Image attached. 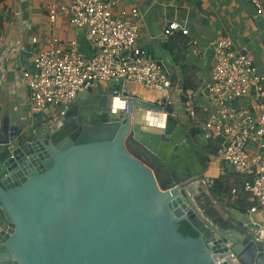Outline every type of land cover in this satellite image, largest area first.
I'll use <instances>...</instances> for the list:
<instances>
[{"label":"water","instance_id":"95a60500","mask_svg":"<svg viewBox=\"0 0 264 264\" xmlns=\"http://www.w3.org/2000/svg\"><path fill=\"white\" fill-rule=\"evenodd\" d=\"M114 104L67 137L0 121V264H264V238L215 216L212 180L180 166L170 101Z\"/></svg>","mask_w":264,"mask_h":264},{"label":"crops","instance_id":"0c3cea01","mask_svg":"<svg viewBox=\"0 0 264 264\" xmlns=\"http://www.w3.org/2000/svg\"><path fill=\"white\" fill-rule=\"evenodd\" d=\"M69 1L0 0V121L7 120L10 125L18 126L22 133L30 131L43 137V127H49L51 133L56 126L59 129L74 108L79 112L87 111L86 118L113 110L117 91L128 92L149 103L169 100L175 109L172 118L178 122L175 129L181 140H185L180 166L188 171L189 167L193 171L202 169L204 178L211 179L212 183L224 176L225 165L209 153L203 138L192 129L185 106L192 104L201 111L211 110L205 84L210 80L215 63L212 44L223 37H231L237 49L248 53L264 76V0H256L263 11L254 7V0H114L118 2L114 13L122 19H130L134 9L140 11L138 43L151 58L167 65L174 81L173 89L164 95L122 82H111L115 86L113 90H110L109 83L97 84L82 93L85 96L80 97V94L64 117L37 115L30 109L23 73L34 70L33 62L38 51L46 48L56 36L65 41H78L80 52L87 58L94 53L83 37L75 35L66 16H60L54 24L50 22L47 7L67 5ZM170 22L184 26L189 35L175 34L165 39L163 28ZM34 38L39 43L33 44ZM166 126L159 131L160 137L165 136ZM190 133L192 137L187 139L186 135ZM204 192L206 196L209 194L205 189ZM240 224L253 226L248 229L250 232L256 230L254 226H259L264 234V210L255 214L247 210L241 214L236 226Z\"/></svg>","mask_w":264,"mask_h":264},{"label":"built area","instance_id":"2783aa9c","mask_svg":"<svg viewBox=\"0 0 264 264\" xmlns=\"http://www.w3.org/2000/svg\"><path fill=\"white\" fill-rule=\"evenodd\" d=\"M117 4L70 0L67 5L47 7L52 24L66 16L75 35L83 37L94 53L87 58L78 41L53 36L34 58V70L23 73L32 113L64 117L77 97L97 84L122 82L164 95L173 89L167 65L151 58L138 43L140 11L134 9L130 19H122L114 13ZM253 5L263 11L258 1ZM175 34L189 32L178 22L166 24L163 37ZM212 48L215 63L205 84L211 110L187 104L186 117L207 146L216 148L218 162L243 178V192L254 204L250 213L255 214L264 210V76L231 37L217 40ZM232 195L239 199L237 189Z\"/></svg>","mask_w":264,"mask_h":264},{"label":"rangeland","instance_id":"374dc122","mask_svg":"<svg viewBox=\"0 0 264 264\" xmlns=\"http://www.w3.org/2000/svg\"><path fill=\"white\" fill-rule=\"evenodd\" d=\"M172 73V72H171ZM190 75L193 74L192 72H187ZM174 74V73H172ZM189 75V76H190ZM187 76V78H189ZM193 76V75H192ZM186 80V79H185ZM174 82V81H173ZM176 83V82H175ZM110 90H113L115 87L114 83H109ZM85 95H81L80 97H83ZM224 170V176H222L219 179H223L225 182L226 189L223 191H215L213 190L214 187L213 184L210 185H204L203 188L209 192V194L206 196L205 199L208 204L209 209L215 214V216L218 217H226L225 220L228 221L231 224H238V219L241 218V214H245L247 210H249L251 207H249V202L243 201L239 202L237 199H235L230 191L232 189V184H234V180L236 179V176L233 172V169L229 166L228 168L223 167ZM245 206L247 208L245 213H241L239 211L240 207ZM212 207V208H211ZM247 230L246 232H248ZM249 233L254 234L255 236L259 237L261 236L262 231L253 230L252 232L249 231Z\"/></svg>","mask_w":264,"mask_h":264},{"label":"trees","instance_id":"16d2710c","mask_svg":"<svg viewBox=\"0 0 264 264\" xmlns=\"http://www.w3.org/2000/svg\"><path fill=\"white\" fill-rule=\"evenodd\" d=\"M209 149V153H211L212 155H215L216 154V148L212 147V146H209L208 147ZM236 179L234 180V184H232V189H230L231 193L234 189H237V191L239 192V199L238 201L239 202H243V201H246L248 202V197L246 194H244L243 192V186H242V181H243V178L239 175H236ZM213 190L215 191H223L226 189V184L224 182L223 179H217V180H214L213 181ZM234 197V196H233ZM249 207H252L253 204L249 203L248 204ZM251 209V208H250ZM247 210V208L245 206H242L240 207L239 211L241 213H245ZM180 232L184 235V236H188V237H192V238H196L198 236V234L193 230V228L191 227L190 224H188L187 222H183L181 227H180Z\"/></svg>","mask_w":264,"mask_h":264},{"label":"flooded vegetation","instance_id":"af4514ba","mask_svg":"<svg viewBox=\"0 0 264 264\" xmlns=\"http://www.w3.org/2000/svg\"><path fill=\"white\" fill-rule=\"evenodd\" d=\"M87 115V111L79 112L77 108H74L69 116H67L62 125V137L70 136L71 134L75 133L77 130L81 128L84 124L85 116ZM173 180L171 174L166 176V183H170Z\"/></svg>","mask_w":264,"mask_h":264},{"label":"bare ground","instance_id":"6f19581e","mask_svg":"<svg viewBox=\"0 0 264 264\" xmlns=\"http://www.w3.org/2000/svg\"><path fill=\"white\" fill-rule=\"evenodd\" d=\"M57 128V126L55 127V129ZM263 232V231H262ZM260 237H263L264 238V234L261 233V236Z\"/></svg>","mask_w":264,"mask_h":264}]
</instances>
